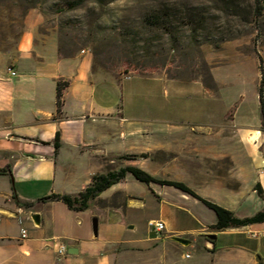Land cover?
I'll use <instances>...</instances> for the list:
<instances>
[{"label":"crops","instance_id":"0c3cea01","mask_svg":"<svg viewBox=\"0 0 264 264\" xmlns=\"http://www.w3.org/2000/svg\"><path fill=\"white\" fill-rule=\"evenodd\" d=\"M41 23V15L30 10L15 54L0 52V170H6L0 173V264H136V249L150 250L175 236L189 240L203 264H264V222L214 233L213 211L174 187L156 183L147 187L165 229L158 233L149 228L150 234L136 243V226L125 215L126 207L134 210L133 216L136 213V187L126 186L132 182L131 174L91 200L84 211L70 210L61 201L41 200L51 194L74 196L93 175L118 171L119 164L125 167L118 158L136 155V124L124 116L125 82L94 71L87 51L60 55L54 35L40 34ZM8 68L17 75L11 77ZM58 82L66 83L60 114ZM163 126L142 129L148 131L149 141L159 134V143L148 151L171 154L173 168L153 162L146 168L136 159L127 166H140L160 180L183 182L239 219L264 210V132L257 126L237 117L221 120L210 115ZM191 156L203 164L195 167L187 162ZM208 160L227 163L206 165ZM156 172L179 175L157 177ZM13 196L31 207L25 209ZM19 210L28 230L24 239L16 219ZM31 213L38 215V224ZM207 234H215L212 243L205 239ZM59 242L67 249L62 257L56 253Z\"/></svg>","mask_w":264,"mask_h":264},{"label":"rangeland","instance_id":"374dc122","mask_svg":"<svg viewBox=\"0 0 264 264\" xmlns=\"http://www.w3.org/2000/svg\"><path fill=\"white\" fill-rule=\"evenodd\" d=\"M188 8L204 18L196 30L182 20ZM30 10L41 15L39 32L54 35L60 55L87 51L94 71L125 82L124 116L136 124V155L118 158L126 166L136 156V164L146 168L152 162L173 168L171 154L148 151L159 134L149 141L142 129L170 121L237 117L264 132L258 96L262 88L264 101V9L256 14V0H0V52L15 54ZM152 13H169V24L150 25L145 18ZM185 159L195 167L203 164L194 156ZM126 186L136 187V213L126 207L125 215L136 226L137 243L150 234L148 221L159 218L158 205L144 183L132 177ZM203 259L193 244L175 241L136 249V264H203Z\"/></svg>","mask_w":264,"mask_h":264},{"label":"trees","instance_id":"16d2710c","mask_svg":"<svg viewBox=\"0 0 264 264\" xmlns=\"http://www.w3.org/2000/svg\"><path fill=\"white\" fill-rule=\"evenodd\" d=\"M264 9V0H256V14L260 15ZM169 13H159V14H150L146 16V21L150 25L158 26L165 28L167 24H169ZM182 20L187 24L194 28V30L201 27L204 22V18L196 11L195 8H188L187 11L183 14ZM60 52V49H59ZM66 83H57V92H56V108L57 113H61L62 107V89ZM259 96V104H260V117H261V124L262 130L264 131V101L262 98V88H259L258 91ZM54 146L57 149L59 147V135L57 134L54 140ZM136 159V156H132L129 160ZM6 170H0V173H5ZM127 174H131L137 181L149 185L150 183H156L159 185H167L174 187L192 197L199 200L202 204H204L208 209L213 211L216 216V223L210 227V229L215 232L223 231L230 227H240L246 226L249 224L254 223H262L264 222V210L256 213L254 216L249 218L239 219L235 217V215L228 209L210 201L200 197L196 194L190 187H188L185 183L180 181H173V180H160L154 178L146 171L142 170L139 167L135 166H125L118 169V171H108L102 174H95L91 178L90 184L85 187L81 192L78 194L71 196V195H58V194H51L41 200H56L63 202L70 210L73 211H84L88 208L89 202L96 197H98L102 192L107 190L109 187L114 185L115 183L120 182L123 180ZM257 193L260 197H263L262 191L257 189ZM15 201L20 204L25 209L31 207L30 203H20L15 196H13ZM205 239L208 242H211L206 236Z\"/></svg>","mask_w":264,"mask_h":264},{"label":"built area","instance_id":"2783aa9c","mask_svg":"<svg viewBox=\"0 0 264 264\" xmlns=\"http://www.w3.org/2000/svg\"><path fill=\"white\" fill-rule=\"evenodd\" d=\"M8 72H9L11 77H14L17 75L16 71L13 70L12 68H8ZM18 213L19 214L17 215L16 219H17V222L20 226V229H19L20 230V237L24 239L27 237L28 232H27V229L25 227H23V221H24V216L22 215L23 211L19 210ZM25 217L31 218V215L26 214ZM148 226L150 229H152L158 233L162 232L165 229L164 222H162L160 220H151L148 222ZM56 253L59 257L66 255L67 249H66L65 244H63L61 242L57 243ZM186 257H189V255H186Z\"/></svg>","mask_w":264,"mask_h":264},{"label":"water","instance_id":"95a60500","mask_svg":"<svg viewBox=\"0 0 264 264\" xmlns=\"http://www.w3.org/2000/svg\"><path fill=\"white\" fill-rule=\"evenodd\" d=\"M32 220L34 221L35 224H38L39 223V217H38V215H33L32 216ZM92 232H93V235L95 237L98 235V219L95 218V217L92 219ZM206 237L209 240L212 241V240L215 239L216 236H215V234H207ZM172 239H173V241H175V242H177V243H179V244H181L183 246H187L190 243L189 240H186V239L181 238V237H176L175 236ZM69 253H72L71 248L69 250Z\"/></svg>","mask_w":264,"mask_h":264}]
</instances>
